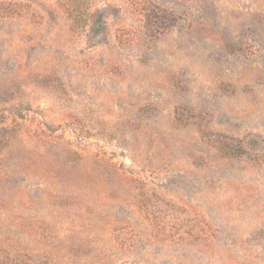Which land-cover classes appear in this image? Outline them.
Segmentation results:
<instances>
[{"label":"rangeland","instance_id":"1","mask_svg":"<svg viewBox=\"0 0 264 264\" xmlns=\"http://www.w3.org/2000/svg\"><path fill=\"white\" fill-rule=\"evenodd\" d=\"M0 264H264V0H0Z\"/></svg>","mask_w":264,"mask_h":264}]
</instances>
